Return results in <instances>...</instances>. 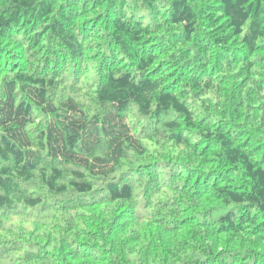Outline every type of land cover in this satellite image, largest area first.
<instances>
[{"label":"trees","instance_id":"16d2710c","mask_svg":"<svg viewBox=\"0 0 264 264\" xmlns=\"http://www.w3.org/2000/svg\"><path fill=\"white\" fill-rule=\"evenodd\" d=\"M0 264H264V0H0Z\"/></svg>","mask_w":264,"mask_h":264}]
</instances>
